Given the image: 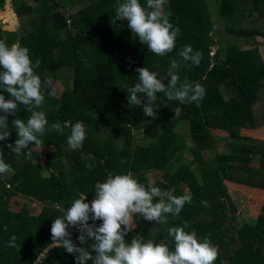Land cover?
<instances>
[{
	"label": "trees",
	"instance_id": "1",
	"mask_svg": "<svg viewBox=\"0 0 264 264\" xmlns=\"http://www.w3.org/2000/svg\"><path fill=\"white\" fill-rule=\"evenodd\" d=\"M32 1L35 6L27 0H11L15 11L11 13L8 0H0V39L26 46L33 62L41 61L36 71L42 78L69 70L70 83L60 95L46 92L41 110L46 112L49 125L65 120L84 122L85 155L80 164L67 158L70 178L61 173L42 175L35 145L29 146L31 159L23 154L16 156L7 148V143L14 145L15 129L8 141L0 142L5 162L14 169L0 176V264L34 263L42 248L51 243L52 220L62 215L57 205L67 207L82 194L90 202L95 196L94 185L110 174H131L141 183L150 184L147 174L153 170L162 171V179L151 184L175 187L177 195L186 193L180 188L183 186L191 194L192 203L184 206L179 218L168 216L167 225L137 217L135 229L126 239L148 240L155 233V242L160 243L169 239L165 231L168 226L187 221V230L194 229L200 238L209 235L218 246L215 264H264V202L254 223L236 226L239 211L226 186V181H231L264 189V139L229 141L227 151L219 153L214 152L217 141L211 133L220 129L236 136L237 129L264 127V60L256 44L257 37L264 38V0H168L165 10L180 34L176 48L165 57L148 51L131 33L127 21L115 22L120 0ZM76 2L83 5L73 9ZM140 2L144 4L145 0ZM15 14L29 20L11 30L17 20ZM220 17L225 19V27L219 25ZM220 30L229 37H220ZM185 45L201 51L203 59L199 66L182 65L178 74L181 80L203 85L202 102L199 106L180 105L158 94V114L144 122L141 106L130 108L124 98L127 87L137 81L135 70L144 66L163 74L172 59H180L178 52ZM212 49L215 51L210 54ZM177 106L182 114L172 118V109ZM28 116L23 108L17 113V118L24 120ZM14 118L8 117L10 128ZM182 122L188 124L189 146L177 130ZM138 129L154 141L136 142L134 130ZM67 134L65 129L64 135L46 132L41 138L43 146L54 147L50 156L63 154ZM186 147L196 168L178 165L173 171L166 170L174 154ZM209 150L214 152L212 159L203 156ZM253 156L259 158L257 165L250 162ZM53 162L46 160L50 166ZM86 163L95 167L89 170ZM82 177L86 181L80 185L77 180ZM18 195L40 203L41 210L37 214L26 206L10 210L7 201ZM226 224L231 227L220 234L219 229ZM5 225L7 232L3 230ZM70 231L75 241L78 233ZM13 234L21 244L19 250L7 247ZM44 264H75V260L65 250L53 249Z\"/></svg>",
	"mask_w": 264,
	"mask_h": 264
},
{
	"label": "clouds",
	"instance_id": "2",
	"mask_svg": "<svg viewBox=\"0 0 264 264\" xmlns=\"http://www.w3.org/2000/svg\"><path fill=\"white\" fill-rule=\"evenodd\" d=\"M168 0H120L115 8V22L127 21V27L147 50L158 57H165L176 48L180 29L170 21L165 10ZM215 50L212 49L210 54ZM179 60L172 59L167 71L161 74L146 67H139L137 81L127 87V102L130 108L141 106L145 116L156 118L160 106L158 94L167 101L180 105L199 106L205 95V88L199 82L181 80L178 70L182 65L199 66L203 54L185 45L178 52ZM41 61L31 59L30 51L19 41L7 43L0 39V142L8 141L11 130L15 129L14 145L6 146L16 156L23 154L31 159L30 145L41 147L46 132L65 134L70 150L80 151L87 137L83 121H57L49 125L47 114L41 110L45 93L55 95L50 77L42 78L36 71ZM166 81V83H165ZM7 97V98H6ZM29 113L27 120L17 118L21 109ZM172 118H179L182 108L177 106ZM15 117L8 124V117ZM3 146L0 145V176L13 173L14 169L4 160ZM89 170L95 167L86 163ZM94 198L86 201V194L76 198L67 207L57 205L62 213L52 220L51 243L37 254L34 264H44L53 249H63L74 257L75 264H215L219 248L209 235L198 237L189 229L187 221L180 225L168 226L166 241L155 242L153 238L126 239L135 229V219L168 224V216L179 218L186 204L192 203L190 193L176 194L175 187L160 188L154 184H143L131 174H110L94 185ZM207 206L206 201H202ZM99 221L97 224L96 222ZM74 229L75 241L72 239ZM8 231L7 226L3 229ZM17 236L12 235L7 247L18 249Z\"/></svg>",
	"mask_w": 264,
	"mask_h": 264
},
{
	"label": "rangeland",
	"instance_id": "3",
	"mask_svg": "<svg viewBox=\"0 0 264 264\" xmlns=\"http://www.w3.org/2000/svg\"><path fill=\"white\" fill-rule=\"evenodd\" d=\"M27 2L33 6L36 5L35 2L32 0H27ZM14 4H12L11 0L8 1L9 9L12 12L14 11ZM83 4L82 2H76L74 4V8H79ZM3 5L1 4V8ZM0 8V9H1ZM16 16V14H15ZM16 23L14 27L11 30H17L21 24L26 25L28 23L29 18L27 16L23 18H18L16 16ZM8 23L11 25L13 22L12 20L6 19ZM224 18L220 17L219 22L221 26H223ZM229 26V25H227ZM225 27V26H223ZM220 37H229V34L226 32L219 31L218 34ZM256 44L258 45L259 52L262 55V58L264 60V38L263 37H257L256 38ZM250 44H244L243 48L249 47ZM70 75L71 73L67 69H62L59 71H55L49 75V77L52 79L53 88L55 89V94L60 95V92L63 90V88L70 83ZM133 85H129L128 87H131ZM221 92L223 94V97L225 99L228 98V95L225 92L224 87L221 86ZM127 96V90L124 92V98L126 99ZM127 101V99H126ZM151 117H147L144 115V122H150ZM177 128L178 132L181 133V135L184 137L187 146L191 145V139L188 132V124L186 122H182ZM236 136H230L227 132L220 130V129H213L211 130V133L216 139L215 149L214 152H225L227 151V145L226 143L229 141H239V142H254L255 140L264 139V127H260L255 130H248V129H237ZM134 135L136 137V142H146V141H154L153 139H150L146 133H144L142 130H134ZM33 150L37 151L38 153V162L40 164V172L42 175H48L49 173L63 174L64 177L70 178L69 173V165L67 158H72L77 162L78 164L81 163L83 156L85 155V149L82 146V149L80 151H72L66 146L64 148L63 154L50 156L49 154L52 153L54 150L53 146H41V147H34ZM213 150L204 151L203 156L208 159H212L214 156ZM67 156H65V155ZM49 155V156H48ZM51 159L53 160V165H48L46 163V160ZM251 164L257 165L259 163V158L257 156L251 157L250 160ZM178 165L185 166L188 165L190 168H196V163L192 160V155L190 154L188 148H184L183 150L176 152L174 156L169 161L168 165L166 166V170L173 171L174 168ZM148 178L149 183H153L156 179H162V171L159 170H153L148 172ZM86 179L84 177L79 178L77 180L78 184L83 185L85 183ZM226 186L229 191V194L231 195L234 203L237 206L238 214L236 215V220L234 221V225L240 226L244 222H252L254 223L257 220V217L259 213L261 212V207L264 202V189L250 187L243 184H238L231 181H226ZM182 190L186 193H188V190L185 189L183 186H181ZM27 207L30 209V212L33 214H37L40 210L42 205L38 202H34L30 200L29 198H25L23 196H17L13 197L10 200L7 201V207L10 210L19 211L21 207ZM231 227L229 224H226L224 227L219 229L220 234H223L226 230Z\"/></svg>",
	"mask_w": 264,
	"mask_h": 264
},
{
	"label": "water",
	"instance_id": "4",
	"mask_svg": "<svg viewBox=\"0 0 264 264\" xmlns=\"http://www.w3.org/2000/svg\"><path fill=\"white\" fill-rule=\"evenodd\" d=\"M9 1V0H8ZM34 264V263H33Z\"/></svg>",
	"mask_w": 264,
	"mask_h": 264
}]
</instances>
